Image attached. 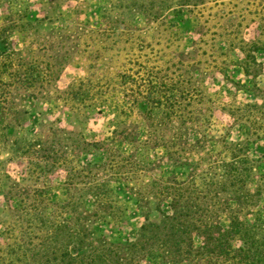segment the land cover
<instances>
[{
	"label": "rangeland",
	"instance_id": "374dc122",
	"mask_svg": "<svg viewBox=\"0 0 264 264\" xmlns=\"http://www.w3.org/2000/svg\"><path fill=\"white\" fill-rule=\"evenodd\" d=\"M0 2L6 3L0 6V27L8 22L7 3L16 6L12 49L22 53L27 68L38 65L46 75L44 82L27 86L28 93L38 97L24 100L22 106L29 112L25 120L14 121V109L22 101L18 94L15 104L8 103L13 110H7L9 118L0 126L2 264H22L27 255V187L32 198L44 190L54 197L63 195L68 173L94 156L85 150L78 157L75 145L113 136L116 117L110 93L123 96L126 81L129 87V83L140 87L142 96L148 95L149 86H158L163 92L157 95H164L165 101L183 102L176 110L168 101L160 103L152 110L154 116L168 112L208 118L205 132L222 140L219 145L210 142L211 149H224L225 139L242 143L264 189V0ZM49 68L53 76H47ZM1 77L10 81L5 70ZM20 92L27 93L25 88ZM81 100L107 102L77 115ZM3 102L0 96V106ZM150 111L138 115L147 117ZM39 136L52 140L49 145L60 154L65 152L61 163L48 158L53 171H41L30 162L27 145L13 144ZM151 152L154 157L162 154L159 148ZM223 152L228 158L226 149ZM120 193L126 214L100 223L99 228L111 240H133L145 218L134 198L122 189ZM151 219L159 221L161 215L154 212Z\"/></svg>",
	"mask_w": 264,
	"mask_h": 264
},
{
	"label": "trees",
	"instance_id": "16d2710c",
	"mask_svg": "<svg viewBox=\"0 0 264 264\" xmlns=\"http://www.w3.org/2000/svg\"><path fill=\"white\" fill-rule=\"evenodd\" d=\"M4 4L0 2L1 7ZM7 4L8 22L0 27V76L5 70L10 81L0 78L4 100L0 126L9 118L7 110H13L8 103L15 104L18 94L22 101L14 109V121L25 120L29 112L22 106L24 100L38 97L28 93L27 86L46 78L38 65L27 68L22 53L12 49L16 6ZM53 74L49 68L47 76ZM129 84L132 87L124 82L123 96L110 93L116 117L113 136L75 145L78 157L85 150L94 156L68 173L63 195L54 197L44 190L32 198L27 187V260L22 264H264V189L247 148L225 139L228 158L224 157L223 148L209 147L222 140L205 132L208 118L168 112L154 116L152 110L160 103L168 101L176 110L183 102L159 97L161 87L149 86L148 95L142 96L140 87ZM80 102L77 115L107 101ZM135 109L140 114L151 111L140 117L138 111L134 115ZM47 140L39 136L13 144L27 145L30 162L41 171H53L48 158L61 163L65 152L60 154ZM158 148L162 154L154 157L151 151ZM121 189L134 198L145 218L133 240H111L99 228L100 223L126 214ZM154 212L161 215L159 221L151 219Z\"/></svg>",
	"mask_w": 264,
	"mask_h": 264
}]
</instances>
